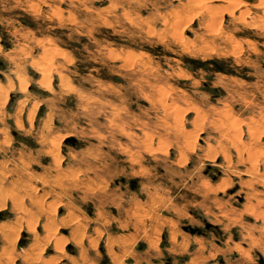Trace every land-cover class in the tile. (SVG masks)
Listing matches in <instances>:
<instances>
[{"label": "rangeland", "instance_id": "obj_1", "mask_svg": "<svg viewBox=\"0 0 264 264\" xmlns=\"http://www.w3.org/2000/svg\"><path fill=\"white\" fill-rule=\"evenodd\" d=\"M263 177L264 0H0V264H264Z\"/></svg>", "mask_w": 264, "mask_h": 264}, {"label": "bare ground", "instance_id": "obj_2", "mask_svg": "<svg viewBox=\"0 0 264 264\" xmlns=\"http://www.w3.org/2000/svg\"><path fill=\"white\" fill-rule=\"evenodd\" d=\"M252 150V149H251ZM249 151V150H248ZM254 156H255V151L252 150V151H249L248 154H247V160H251V159H254ZM252 161V160H251ZM252 166V165H251ZM254 167V166H253ZM262 177V176H261ZM264 178V177H263ZM259 179V178H258ZM262 180V179H261Z\"/></svg>", "mask_w": 264, "mask_h": 264}, {"label": "crops", "instance_id": "obj_3", "mask_svg": "<svg viewBox=\"0 0 264 264\" xmlns=\"http://www.w3.org/2000/svg\"><path fill=\"white\" fill-rule=\"evenodd\" d=\"M0 215H1V213H0ZM26 234L25 233H23V236H25Z\"/></svg>", "mask_w": 264, "mask_h": 264}, {"label": "water", "instance_id": "obj_4", "mask_svg": "<svg viewBox=\"0 0 264 264\" xmlns=\"http://www.w3.org/2000/svg\"><path fill=\"white\" fill-rule=\"evenodd\" d=\"M193 232V230H191Z\"/></svg>", "mask_w": 264, "mask_h": 264}]
</instances>
